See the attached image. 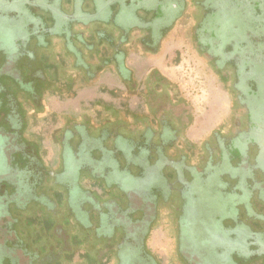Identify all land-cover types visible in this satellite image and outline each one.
I'll use <instances>...</instances> for the list:
<instances>
[{
  "label": "flooded vegetation",
  "instance_id": "obj_1",
  "mask_svg": "<svg viewBox=\"0 0 264 264\" xmlns=\"http://www.w3.org/2000/svg\"><path fill=\"white\" fill-rule=\"evenodd\" d=\"M178 30L228 91L226 129L191 137L190 106L155 67L140 112L49 109L105 67L138 91L129 50L158 54ZM55 48L71 69L48 67ZM263 84L264 0H0V264L32 245L34 215L55 229L68 216L98 264H264ZM39 117L59 129L34 134ZM164 220L167 262L149 245Z\"/></svg>",
  "mask_w": 264,
  "mask_h": 264
},
{
  "label": "crops",
  "instance_id": "obj_2",
  "mask_svg": "<svg viewBox=\"0 0 264 264\" xmlns=\"http://www.w3.org/2000/svg\"><path fill=\"white\" fill-rule=\"evenodd\" d=\"M180 34L179 30L173 31L171 35L162 42L158 54H148L137 48L129 50L128 66H131L137 72L136 81L138 82V91L136 90V92H134L130 89L128 84L121 81L116 73V70L112 66L105 67L100 77L94 83L87 81L83 82L82 75L78 74L75 78L80 81L74 86L72 97H68L69 100L56 103V106L61 110L59 112L71 109L72 107H70L69 104L73 103L75 99V105L73 106L74 109H78L83 105H88L92 101H98L100 104L103 103L107 106H112L114 109H118L119 111L129 109L135 113L140 112L142 109L141 102L144 97V92L142 90L143 86L141 85L140 80L150 67H155L163 72L165 67H167L166 62L168 57H170L171 54L174 55L172 52V50L176 49L174 48V40L177 35ZM171 45H173V47H171ZM105 51L107 53L106 55L112 54V50L107 52L106 48L101 49L100 53H105ZM64 58L67 60L65 51L62 49L55 48L54 50H51L47 56V59L49 60L47 62L49 65L48 67H51L52 69H59L60 67L71 69L70 62L67 63L69 66L64 65ZM55 80L62 82L66 79L59 77V79L57 78ZM65 85L66 84L63 83L61 84V86ZM115 93L123 95V98H126L125 103H122L121 97L117 99ZM64 103L67 104L66 108L63 107ZM35 133L40 134V131L34 130V134ZM46 149L49 153L48 158L50 159L52 157L51 154H53L54 151L53 145H49L46 141ZM37 217L38 216H36V219ZM40 217V220H35L34 215V229H37L36 237L34 236L33 242L34 257L32 256V251L29 249L32 246L20 245L17 247L16 251L18 255V264H98L93 257L88 255V245L86 244V240H82L81 237H79L78 227L76 225L71 228H69V226H65V224H68V221L66 220L68 216H65V224H59L58 229L53 227V223L40 224L43 216ZM65 230H68V234Z\"/></svg>",
  "mask_w": 264,
  "mask_h": 264
},
{
  "label": "rangeland",
  "instance_id": "obj_3",
  "mask_svg": "<svg viewBox=\"0 0 264 264\" xmlns=\"http://www.w3.org/2000/svg\"><path fill=\"white\" fill-rule=\"evenodd\" d=\"M50 17H53L54 21L58 20L55 15L51 14ZM174 41V48H176L172 50L174 55L171 54L168 57L167 67H165L163 73L176 85L178 95L192 110L193 127L190 132L191 137L194 136L193 138L196 139L207 138L214 131L226 129L229 123L231 102L228 91L219 74L194 50L188 35H177ZM39 62L43 61L39 60ZM261 86L264 91V84ZM75 101L76 99L69 104L70 107L75 105ZM56 105V103H50L49 109L61 111ZM66 105L64 103V106H62L66 108ZM39 119L40 125H37L34 129L40 131V134H43V132L48 133L49 128L50 131L59 129L58 125L49 126L44 124L45 120L43 118L39 117ZM163 218L166 217L163 216ZM167 220H164L162 225L157 227L149 239L150 247L158 251L166 262L176 256L174 239L170 238L169 232L166 231V234L161 230ZM166 228L169 229V225Z\"/></svg>",
  "mask_w": 264,
  "mask_h": 264
}]
</instances>
